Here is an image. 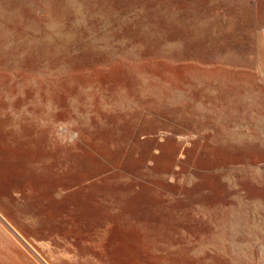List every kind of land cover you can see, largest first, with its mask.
I'll return each mask as SVG.
<instances>
[{"label":"rangeland","instance_id":"rangeland-1","mask_svg":"<svg viewBox=\"0 0 264 264\" xmlns=\"http://www.w3.org/2000/svg\"><path fill=\"white\" fill-rule=\"evenodd\" d=\"M0 264H264V0H0Z\"/></svg>","mask_w":264,"mask_h":264}]
</instances>
